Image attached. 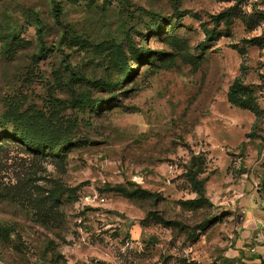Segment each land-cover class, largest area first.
Listing matches in <instances>:
<instances>
[{
  "label": "rangeland",
  "instance_id": "1",
  "mask_svg": "<svg viewBox=\"0 0 264 264\" xmlns=\"http://www.w3.org/2000/svg\"><path fill=\"white\" fill-rule=\"evenodd\" d=\"M58 1L57 21L49 0H0V264H264V0ZM235 77L258 115L227 101ZM30 125L62 143L6 136Z\"/></svg>",
  "mask_w": 264,
  "mask_h": 264
},
{
  "label": "trees",
  "instance_id": "2",
  "mask_svg": "<svg viewBox=\"0 0 264 264\" xmlns=\"http://www.w3.org/2000/svg\"><path fill=\"white\" fill-rule=\"evenodd\" d=\"M51 2V14L52 16L58 21L60 19V16L62 14V2H59L58 0H49ZM71 3H77L78 1H95V0H69ZM105 1L109 0H104ZM105 3V4H107ZM227 12L229 11L226 10ZM222 17H224V11L220 14H217L215 16H212V20L215 23H218ZM38 18H36L37 20ZM228 16H225L224 20H227ZM37 28V40L41 46V51L44 50V41H43V29H42V23L41 22H34ZM206 38L207 40L214 39L216 37L215 33L213 31L205 30ZM12 40L19 41L20 36L17 35L12 30ZM253 43H258V38L251 39ZM255 41V42H254ZM125 73H128V70L124 71ZM99 87L103 90H107L108 93L114 94V91L117 89L116 83H109L102 80L101 84H99ZM75 98L83 103L88 104L90 106L100 105L101 102H108L109 100L103 99V98H91L90 93L88 92H80L77 93ZM257 96L255 94V90L249 85L246 84L240 77H235L231 84L228 87L227 91V101L234 106H237L242 109H248L251 110L253 113L258 115L259 108L257 105ZM11 119V118H10ZM1 121V120H0ZM255 120L254 126H256ZM1 123V122H0ZM6 136L15 138L18 140V142L26 149L34 153H43V149L45 146L51 147L62 143L60 141V134L54 132L53 130H46L43 128H39L37 130H32V125L28 126L27 129H18V128H11L9 131H6ZM202 167L200 162H193L191 164V167L187 169V178L188 181L191 184L192 190L197 194V198L195 199L196 202L199 201H207L206 195H205V180L199 179L198 174L202 173ZM52 186L48 188L46 198L52 203V204H59L61 202V197L63 193L66 191L67 188L63 185L59 184L57 181L52 180L51 181ZM262 187L264 188V176L262 178ZM119 191L125 196L134 197L140 192H144L146 194H149L146 190H142L141 188H138L135 186L134 188L128 189L124 185L119 184L116 186ZM166 224H168V221H164ZM181 264H186L185 262H182Z\"/></svg>",
  "mask_w": 264,
  "mask_h": 264
}]
</instances>
